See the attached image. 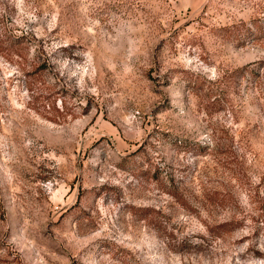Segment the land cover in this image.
<instances>
[{
    "label": "rangeland",
    "instance_id": "rangeland-1",
    "mask_svg": "<svg viewBox=\"0 0 264 264\" xmlns=\"http://www.w3.org/2000/svg\"><path fill=\"white\" fill-rule=\"evenodd\" d=\"M0 264H264V0H0Z\"/></svg>",
    "mask_w": 264,
    "mask_h": 264
}]
</instances>
